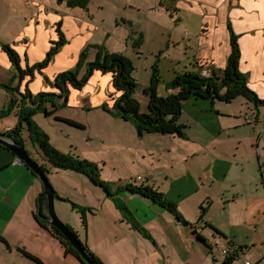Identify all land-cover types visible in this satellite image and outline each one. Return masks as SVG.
I'll return each instance as SVG.
<instances>
[{
  "label": "crops",
  "instance_id": "obj_1",
  "mask_svg": "<svg viewBox=\"0 0 264 264\" xmlns=\"http://www.w3.org/2000/svg\"><path fill=\"white\" fill-rule=\"evenodd\" d=\"M65 1L56 0L57 6H48L42 0H0V84L7 83L14 73L13 66L1 49V45H8L16 51L20 57V66L24 69L25 65L32 66L45 58L48 51L56 43L55 41H59L60 32L63 46L55 55L54 60L41 71L42 74L37 72L32 78L26 76L20 85L21 92L26 87L32 94L44 91L58 92L57 89L50 88L45 84L43 76L53 81L59 73L74 68L77 63V56L86 47L91 32L95 30L90 23L86 22L84 16L80 13L79 15L76 14L78 8L68 7L65 5ZM169 2L171 9L179 7L176 12L177 19L174 22L175 30L183 23L181 11L186 12L185 14L190 18L189 24L196 26L194 37L191 36L190 38L189 36L187 39H182V44L186 48L183 53V56L186 57L193 45L195 46L192 59L199 69V74L208 76L212 70L225 68L230 53L229 36L224 34V31L227 30L226 18H228L232 30L238 35L240 50L238 69L246 77L247 82H258L257 87L260 88V91H264V0H169ZM60 8L63 9L61 15L58 12ZM192 18H196V20ZM115 25L118 24L115 22ZM174 29L168 30L166 48L170 45L171 32ZM202 49L204 51H201ZM110 51L121 53L119 49L112 48ZM135 54L139 53L135 50ZM166 84L161 87L165 96L168 93L165 90ZM98 87H104L107 96L102 91L96 94L95 90ZM69 89L67 105L64 108L71 106L75 109H89L94 105H99L100 101H112V98L118 96L112 87L111 75L102 74L99 71L93 72L82 90ZM157 94H159L158 88ZM261 96L263 97L264 93ZM8 98L9 94L0 88V110ZM241 98L243 97L239 96L230 103L217 99L190 98L183 103L182 112L178 119V123L182 127L183 137L191 128L190 123L183 120L184 109L189 116L199 122V126L209 131L213 138L205 142V147H198L193 152L192 157L196 158L195 163H205L203 171L199 173L200 177H194L191 186L189 184L182 186L181 183H177V193L170 198L169 192L164 196L169 202L176 203L179 211L183 207L180 213L187 215L197 214L201 202L207 201L210 210L206 216V223L211 224L212 228L206 224L205 229H213L214 236L225 243L232 246L240 245L235 247L239 253L240 249L245 247L242 245L257 239L258 242H256L260 243L261 246L257 255H264V163H262V148L260 147L264 129L260 131V134L255 133L257 125L260 126L258 118L244 113L243 108L241 111L233 112L226 107L233 101L242 104L241 100L245 98ZM146 109L142 113L148 112V106ZM64 114L65 116H63ZM55 116L72 120L66 112L60 113V110ZM55 116L44 118L54 119ZM245 119L255 120V122L246 124ZM16 120L15 113L1 119L0 133L11 130L15 126ZM229 129L241 130V133L245 132L243 146L226 147L224 144L227 141H220L221 134ZM168 135L170 134H149L148 136H153L151 138L158 141L156 136L167 137ZM145 136L141 137V141L149 140ZM159 140L164 141V139ZM177 145L180 146V142ZM31 148L34 151V148ZM152 152L148 149V153ZM251 156L256 157L258 163ZM250 158L252 163L249 162ZM15 159L13 154L0 147V236L8 245L7 247L0 242V264H39L20 254L17 249L29 253L40 264H81L71 254H65L63 247L50 234L49 230L36 221L37 198L43 192L42 184L24 167V164H16ZM40 160H42L41 157ZM236 161L240 162V167L234 169ZM42 162L44 161L42 160ZM151 163L155 162L151 161ZM149 167L152 168L154 165L144 164L145 171ZM52 170L56 171L57 169ZM61 171L68 172L71 178L74 176L84 177L70 170ZM165 171L163 168H158L155 174L165 173ZM50 172H48L47 177ZM166 172L168 173V171ZM133 179L134 177H132ZM85 180L94 188L101 189L86 178ZM50 182L54 186L53 181ZM225 186L226 189H237L236 193L227 194L223 190ZM208 188L214 194L205 193L204 191H207ZM55 193L58 196V192ZM123 193L121 192L117 197L123 201L135 221L150 234L154 242L145 239L142 234L133 229L122 218L120 211L113 202L114 198L108 197L102 192V195H99L98 207H95L96 219L106 227V232H110L111 236L108 237L103 231L99 235V239L108 242L106 250L114 254L112 256L103 255L100 253L101 251L95 252V256L102 264H192L189 259L183 260L179 253L180 249L191 253L193 249L201 250L202 247H210V242L207 239H204V242L198 239V236L204 237L195 232L198 223L193 229L188 227L192 234L183 241L182 246L179 245L175 233L174 235L171 234L174 231L165 227L159 220L163 212H167L165 209L138 194L125 192L127 194L124 195ZM184 197H188L187 203H183L181 206L176 200ZM134 199L135 204L131 205V200ZM54 201L62 202L58 198H54ZM227 205L234 207L232 215L228 212L229 216H233L231 220L234 221H229L228 229L223 231L213 225V219L207 217L209 215L215 217L213 214L216 210H221L223 213L227 212ZM55 214L69 226V223L63 218L64 214L61 207H59V212H55ZM79 239L82 242L80 236ZM85 241L86 243H84L88 245L86 236ZM158 246H162L163 250H159ZM242 260H247L251 264H264V261L259 262L257 260L255 262L249 258H242Z\"/></svg>",
  "mask_w": 264,
  "mask_h": 264
},
{
  "label": "rangeland",
  "instance_id": "obj_2",
  "mask_svg": "<svg viewBox=\"0 0 264 264\" xmlns=\"http://www.w3.org/2000/svg\"><path fill=\"white\" fill-rule=\"evenodd\" d=\"M42 1L46 2L48 6L58 5L56 0ZM159 1L160 0H89L85 9H76L78 12H76V14L79 15L80 13V15L84 16L86 22L90 23L95 29L91 32L90 38L88 37L89 40L87 39L86 60L88 62H93L95 60L96 54L100 50H97L98 48L96 49L94 46L101 47L102 52L106 51L120 54L119 51L114 52L110 50L112 48L121 50V54L127 57L132 63L133 69L131 78L136 82L137 86L134 88L132 98L139 103L141 112L147 110V99L149 101V97L145 94L147 90L145 86H149L153 70L157 71L159 76V94H157V96H165L161 87H163L165 83L172 81L177 73H200L192 59L195 46L193 45V48L190 49L187 57L183 56L186 48H184L182 44V39H187L189 36L191 38V36L195 35L196 26L190 25L188 22L190 18L187 17L185 14L186 12L181 11L180 15L183 18V23L175 30L174 27L176 26L174 22L177 19L176 12L179 7L176 8V11H168L167 9L170 8L169 0H164L161 5ZM59 2H63V0H59ZM62 11V8L58 10L60 15ZM192 19L196 20V18ZM199 19L200 17L198 20ZM226 21H229L228 18H226ZM115 22L118 25H115ZM170 28L174 29V31L171 32L172 37L170 45L166 48L165 45L168 40V30ZM140 33L144 35L143 44L139 48L133 49L135 38L138 37ZM224 34L228 37V30L224 31ZM62 46L63 44L58 47L57 52L53 55L49 64L54 60L55 55L60 51ZM135 50L139 54H135ZM201 51H204V49ZM78 59L79 55L77 56V62ZM83 73L84 69H81L78 76L81 77ZM86 85L87 83L84 86ZM247 85L259 98H263L261 95L264 91H260V88L257 87L258 82H247ZM47 86L52 88L48 84ZM105 89L104 87H98L95 93L98 94L102 91V93L107 96ZM241 101L242 104L233 101L232 104L226 105V107L230 108L233 112L241 111L243 108L244 113L258 118L260 126L257 125L255 133L260 134V131L264 129V104L254 105L245 99ZM104 102L105 101H100L99 105H94L89 109H75L74 107L67 106V108L60 110V113L66 112L72 120L78 122V124H80L78 128H72L65 123H57L52 118L45 119L46 117L44 114H37L38 116L36 115V117L34 116L35 118H33L39 128L48 135L51 146L58 152L75 156L80 160L96 165L99 168V173L97 175L99 182L107 183L108 189H110L113 194H115L114 190L116 187H126L131 184L132 187L147 186L163 196L169 192L170 198L177 193V183H181L182 186H186L187 184L191 186L194 177H200L199 173L203 171L205 163H195L196 158L192 157V155L198 147H205V142L213 138V136L209 131L199 126V122L192 116H189L184 109L183 120H187L191 126L187 131V135L181 138L177 135H168L167 137L156 136L158 139V141H156L151 138L153 136H148V133L139 135L138 130H136L131 122L124 121L122 118L116 116L115 111L110 109L112 105L111 100ZM110 111L112 113H110ZM214 114H216L215 111ZM63 116H65V114ZM245 121L246 124H253L255 122V120L249 119H245ZM244 133L245 132L241 133V130L236 131L234 129H229L227 132L221 134L220 141H227L224 144L226 147H232L233 145H237L238 147L243 146L245 142ZM143 135H146L145 137L149 140L146 142L141 141ZM21 136L24 142V148L28 152V156L31 160L38 164H44V162L40 160V157L32 150L24 130H22ZM159 139H164V141H160ZM178 142H180V146L177 145ZM260 147L262 148V163H264V135L260 141ZM148 149L153 152L148 153ZM208 149L211 148L208 147ZM251 158L253 160L255 159L256 163H258L256 157L253 158L251 156ZM251 158L249 159L250 163L253 162ZM151 161L155 163H151ZM144 164L154 165V167H149V169L145 171ZM238 166L240 167V162L236 161L234 169ZM158 168H163L168 171V173L170 172V174L166 171L165 173L155 174ZM47 169L49 172L51 171L47 178L50 184V181H53L54 186L51 184L53 191L58 192L59 198L66 200L62 202L53 201V210L58 213L59 207L62 208L64 214L63 218L69 223L70 227L67 226L78 239L79 236L81 237V243H86L85 236L88 238L89 243L88 245L85 244V246L92 254L94 253L93 255H95V252L101 251L100 253L103 255L113 256L114 254H112L111 251L106 250L108 248V242H103L99 239V235H101L103 231L108 237L111 236V233L106 232V227L100 224L96 219L97 212L95 207H98L100 202L99 195H102V192H104L103 189L94 188L86 182L84 177L74 176L71 178L66 171H54L49 167H47ZM256 172L257 171H255V173ZM135 176H140L141 180L133 181L132 177L135 178ZM186 179H188V181H186ZM223 190L226 191L227 194L231 192L236 193L237 191V189L233 190V188L226 189V186ZM204 192L214 194L210 192V188ZM120 194L121 193H119V195ZM123 194L125 195L127 193L124 192ZM187 198L188 197L177 199L176 202L182 206L183 203H187ZM206 202L205 200L202 201L199 210L195 209L197 210V214H181L180 212L183 207L180 208L181 211L177 209L181 217L189 224L188 226L177 220L175 216L166 209L168 213L163 212L159 220L165 227L174 231L171 234L174 235L175 233V237L181 246L183 245V241L188 239V236L192 234L191 229L188 227L193 229L195 228V224L198 223L196 231H194L202 234L204 237L201 238L207 239V241L210 242V247L207 245L208 248L202 247L201 250L193 249L191 253H187L179 248L180 256L183 260L189 259L192 264H222V260L227 259L223 256L222 251L228 248L234 249L240 245L232 246L229 243H225L214 236L212 232L213 229H205L206 224L212 228L211 224L206 223V216L210 210V208H208L209 204ZM56 204L57 206H55ZM130 204L134 205L135 199L131 200ZM174 204L177 206L176 203ZM200 208L204 210L201 211ZM228 212L232 215L234 207L227 205V212L225 211L223 213L221 210H216L213 214L215 217L209 215L207 218L213 219V225L216 228L225 231L228 229L229 221H234L231 220L233 216H229ZM59 220L64 223L60 218ZM137 225L141 227L140 224ZM256 241L257 239H253L247 242V244L242 245L245 247L240 249L241 259L249 258L255 262L259 259L257 253H259L261 246L260 243ZM157 248L163 250L162 246H158ZM157 259L159 262L158 253ZM232 264L237 263L233 261Z\"/></svg>",
  "mask_w": 264,
  "mask_h": 264
},
{
  "label": "trees",
  "instance_id": "obj_3",
  "mask_svg": "<svg viewBox=\"0 0 264 264\" xmlns=\"http://www.w3.org/2000/svg\"><path fill=\"white\" fill-rule=\"evenodd\" d=\"M163 1L164 0L159 1L160 5ZM88 2L89 0H67L66 5L70 8L85 9ZM167 10L175 11L176 9L169 8ZM227 30L229 33L230 53L224 69L212 70L211 74L208 76L196 72L177 73L175 78L165 85V90L168 91L166 96H157L156 91L159 84V76L158 72L153 70L150 84L145 91V94L149 97L147 113H142L139 103L132 98L134 88L137 87L136 82L131 78L133 67L131 61L121 53L102 52L101 47L94 46L100 51L97 52L93 62H88L86 60L87 47H85V49L80 52L78 62L74 68L59 73L53 81L43 76L45 84L57 89L58 92H39L37 94H32L27 87L24 88L23 92L20 91L21 82L26 76L32 78L36 72L42 74L41 71L48 66L51 58L57 52L58 47L62 44L61 33L59 32V41L51 47L41 62L32 66L25 65L26 67L24 69L20 66V57L16 51L8 45H1V49L5 52L13 66L14 73L7 83L0 84V88L9 94L8 100L0 110V120L8 117L11 113H15L17 119L15 126L5 133L20 146L25 154L29 155L24 148V142L21 136V132L24 130L31 147L34 148V153L40 155L44 161V164H37L46 177L49 172L47 167L57 170H70L81 174L91 183L103 189L108 197L114 198L113 202L120 211L122 218L126 220L133 229L142 233L145 239L154 242L150 234L137 225L138 223L135 221L127 206L117 196L121 192L138 194L168 210L177 220L188 226L189 224L178 212L177 206L165 199L162 194L155 192L147 186L132 187L131 184L126 187L119 186L114 190L115 194H112L113 192L108 189L107 183L99 182L97 178L99 168L96 165L80 160L75 156L58 152L51 146L48 135L39 128L33 117L37 114H44L45 117L55 116L59 110L66 107L69 88L81 90L94 71L111 75L112 87L118 96L112 98L110 109L114 110L116 116L122 118L124 121L131 122L136 130H138L139 135L143 133L170 134L182 137V127L179 125L178 119L182 111L183 103L190 98L217 99L225 103H230L240 96L254 105L264 104V96L261 99L250 90L247 86L246 77L238 69L240 60L238 35L232 30L229 22H227ZM142 44L143 34L140 33L138 37L135 38L133 49L139 48ZM81 69H84V73L79 77L78 75ZM110 113L112 112L110 111ZM54 119L74 128H78L80 125L74 120L59 116H55ZM0 147L11 153L4 146L0 145ZM26 168L35 176L27 166ZM53 195L54 198L66 201L59 198L54 191ZM200 210L202 211L204 209L200 208ZM46 211L47 200L42 192L37 198L36 221L49 230L50 234L61 244L65 254H71L81 264H86L58 230L48 225L44 219L38 217L39 213L45 216ZM67 228L73 232L68 226ZM198 239L204 242V239L200 236H198ZM0 242L8 247L6 241L1 236ZM83 245L87 249L85 244ZM17 250L23 256L40 264V262L29 253L21 249ZM87 251L97 263L102 264V262L88 249ZM233 260L234 257H228L223 260L222 264H232Z\"/></svg>",
  "mask_w": 264,
  "mask_h": 264
},
{
  "label": "water",
  "instance_id": "obj_4",
  "mask_svg": "<svg viewBox=\"0 0 264 264\" xmlns=\"http://www.w3.org/2000/svg\"><path fill=\"white\" fill-rule=\"evenodd\" d=\"M0 145L7 148L16 158L23 161L24 165H26L41 182L43 194L46 196L47 200V211L45 216L39 213L38 217L44 219L48 225L58 230L70 246L76 250L82 261L86 264H99L89 255L87 249L77 236L71 232L56 216L55 211L53 210V189L48 178L41 171L39 165L35 161L31 160V158L23 152L20 146L5 133H0Z\"/></svg>",
  "mask_w": 264,
  "mask_h": 264
},
{
  "label": "built area",
  "instance_id": "obj_5",
  "mask_svg": "<svg viewBox=\"0 0 264 264\" xmlns=\"http://www.w3.org/2000/svg\"><path fill=\"white\" fill-rule=\"evenodd\" d=\"M15 163L18 165H22V161L20 159H15ZM141 177H136L134 179V181H140ZM223 256H230V255H235L236 254V250L233 248H228L227 250H223L222 251ZM260 259H263V255L259 256ZM237 264H251V262L247 261V260H242V259H238L237 260Z\"/></svg>",
  "mask_w": 264,
  "mask_h": 264
},
{
  "label": "clouds",
  "instance_id": "obj_6",
  "mask_svg": "<svg viewBox=\"0 0 264 264\" xmlns=\"http://www.w3.org/2000/svg\"><path fill=\"white\" fill-rule=\"evenodd\" d=\"M17 159H18V158H17ZM139 177H140V176H139ZM135 178H136V177H135ZM135 178H134V179H135ZM134 179H133V181H134ZM234 249H235V248H234ZM235 250H236V249H235ZM237 255H238V256H237ZM260 255H263V254H259V256H260ZM224 257H226V258H228V257H234L236 263H237V260H238V259H241V258H240V253H239V251H238V252L236 251V254H235V255L224 256ZM258 261H259V262L264 261V255H263V259H260V258H259Z\"/></svg>",
  "mask_w": 264,
  "mask_h": 264
}]
</instances>
